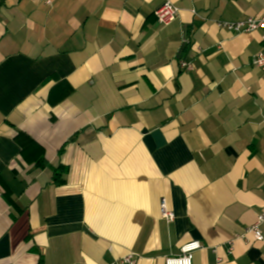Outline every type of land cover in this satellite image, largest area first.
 <instances>
[{
	"label": "crops",
	"instance_id": "obj_1",
	"mask_svg": "<svg viewBox=\"0 0 264 264\" xmlns=\"http://www.w3.org/2000/svg\"><path fill=\"white\" fill-rule=\"evenodd\" d=\"M51 2L0 0V264H264V0Z\"/></svg>",
	"mask_w": 264,
	"mask_h": 264
},
{
	"label": "built area",
	"instance_id": "obj_2",
	"mask_svg": "<svg viewBox=\"0 0 264 264\" xmlns=\"http://www.w3.org/2000/svg\"><path fill=\"white\" fill-rule=\"evenodd\" d=\"M45 5L50 6L52 4L51 0H41ZM179 8L171 1L166 2L162 7H160L157 11H155L154 15L156 16V21L159 25L168 26L173 23L174 20L179 16ZM216 25L219 28H225L233 33H254V31H260L262 36L263 49L252 59L251 63L254 68H258L264 71V16H253L238 22L234 23H220L217 22ZM189 40L185 41L187 45ZM179 67L182 70L189 71L193 69L191 63H186L180 61ZM161 214L163 219L168 221L169 223L175 219V213L168 210L167 202L162 200L161 203ZM264 223V213L259 215L254 222V224L250 225L247 229V233H251L257 242H264V236L261 231V226ZM203 249V245L200 241H193L184 244L180 248L179 255L171 256L165 259L164 264H193V259L195 254L198 251ZM112 264H135L134 255H128L118 262Z\"/></svg>",
	"mask_w": 264,
	"mask_h": 264
},
{
	"label": "trees",
	"instance_id": "obj_3",
	"mask_svg": "<svg viewBox=\"0 0 264 264\" xmlns=\"http://www.w3.org/2000/svg\"><path fill=\"white\" fill-rule=\"evenodd\" d=\"M46 164V158L44 156H40L39 158H37L35 160V165L36 166H43ZM68 172V168L65 166H61L54 172V177L53 179H55L56 184L60 185L61 183L64 182V179H60V174H66Z\"/></svg>",
	"mask_w": 264,
	"mask_h": 264
}]
</instances>
